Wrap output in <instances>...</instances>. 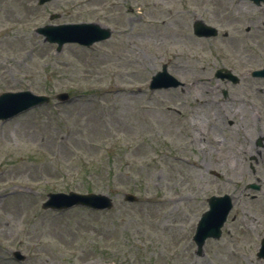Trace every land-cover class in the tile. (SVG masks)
I'll return each instance as SVG.
<instances>
[{"label": "rangeland", "instance_id": "374dc122", "mask_svg": "<svg viewBox=\"0 0 264 264\" xmlns=\"http://www.w3.org/2000/svg\"><path fill=\"white\" fill-rule=\"evenodd\" d=\"M196 20L219 36H195ZM76 23L113 36L58 55L36 33ZM163 66L180 86L151 91ZM221 68L240 83L216 82ZM262 68L264 6L247 0H0V95L51 97L0 122V264H264V161H251L264 139V79L252 76ZM63 92L68 104L56 100ZM202 132L203 145L194 141ZM69 189L115 205L42 209L50 193ZM127 193L139 201H125ZM224 195L234 208L222 238L198 256V222L208 199ZM16 251L27 259L14 260Z\"/></svg>", "mask_w": 264, "mask_h": 264}, {"label": "water", "instance_id": "95a60500", "mask_svg": "<svg viewBox=\"0 0 264 264\" xmlns=\"http://www.w3.org/2000/svg\"><path fill=\"white\" fill-rule=\"evenodd\" d=\"M53 0H38L39 5H45ZM256 5H261L264 0H250ZM58 16H53L55 19ZM194 32L198 37H216L218 30L214 27L206 25L203 21H196L194 23ZM37 33L43 35L45 42L51 44H58L57 53H60L63 46L67 43H78L83 46L90 47L96 42L107 40L111 37L112 31L109 29H102L95 24H74L61 26H46L39 28ZM223 72H225L223 74ZM256 77H264V70L254 73ZM219 78L233 79L238 82L237 77L231 72L220 70L217 73ZM178 82L167 73L166 66L163 67V72L154 77L151 89L176 87ZM63 103L69 102V96L62 94L58 97ZM49 102L47 97H37L30 92H23L18 94H5L0 97V120L7 121L15 116L28 111L32 108L45 105ZM257 188V186H253ZM258 189V188H257ZM126 201L136 202L137 198L133 195H126ZM210 211L207 212L198 227L197 234L194 238L197 243V254H203L205 242L209 238L219 239L222 235L221 228L223 227L227 216L232 209V202L228 196L212 197L209 200ZM86 207L93 210H110L113 208L112 200L103 195H80L76 193L66 194H50L49 200L43 205L44 209H52L56 211L69 210L73 207ZM14 257L17 261L22 262L26 258L20 252H15ZM259 258H264V240L262 242V249L259 253Z\"/></svg>", "mask_w": 264, "mask_h": 264}, {"label": "flooded vegetation", "instance_id": "af4514ba", "mask_svg": "<svg viewBox=\"0 0 264 264\" xmlns=\"http://www.w3.org/2000/svg\"><path fill=\"white\" fill-rule=\"evenodd\" d=\"M216 82L223 83V84H230V83H228L226 81H221V80H217V79H216ZM224 91H223V95H222L223 101L226 102V103H230L231 101H233V99H230V95L228 94V92H227V94H224ZM255 109H256V107L252 106L253 117L256 118L257 124H261V116L259 115V113ZM256 148H258L259 150H257L256 155L252 158L251 161H254L256 163H259L260 161H264V139H262V142L260 143V146L258 145V141H257ZM215 152H216L215 153L216 154L215 160L217 162L223 160V159H220V156L222 155L221 153L223 152L222 147L219 148L218 150H216ZM206 157H207V159L204 160L206 163L210 164V163L213 162L212 156H209L208 155ZM222 163H224V162H221L219 164H222Z\"/></svg>", "mask_w": 264, "mask_h": 264}, {"label": "bare ground", "instance_id": "6f19581e", "mask_svg": "<svg viewBox=\"0 0 264 264\" xmlns=\"http://www.w3.org/2000/svg\"><path fill=\"white\" fill-rule=\"evenodd\" d=\"M117 90L118 91H120V90H126L124 87H122V86H118L117 87ZM138 90H141V89H138ZM222 105L220 106H218L217 108H216V113L217 114H219L218 112L220 111V109H222ZM227 115L226 114H223L222 115V117H226ZM206 134L204 133V132H202L201 134H199V133H195V135H194V141L195 142H198V143H200L201 145H203V143H205L206 141Z\"/></svg>", "mask_w": 264, "mask_h": 264}, {"label": "trees", "instance_id": "16d2710c", "mask_svg": "<svg viewBox=\"0 0 264 264\" xmlns=\"http://www.w3.org/2000/svg\"><path fill=\"white\" fill-rule=\"evenodd\" d=\"M89 167V166H88Z\"/></svg>", "mask_w": 264, "mask_h": 264}]
</instances>
